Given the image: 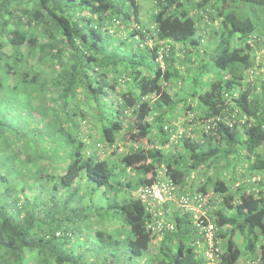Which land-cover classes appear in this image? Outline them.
<instances>
[{"label":"trees","instance_id":"16d2710c","mask_svg":"<svg viewBox=\"0 0 264 264\" xmlns=\"http://www.w3.org/2000/svg\"><path fill=\"white\" fill-rule=\"evenodd\" d=\"M127 2L140 54L118 26ZM245 2L264 7L156 0L149 30L137 0H0V264H264V38ZM208 60L200 113L183 108L193 135L172 142L171 82ZM162 172L181 191L200 178L213 260L193 213L152 228L138 192Z\"/></svg>","mask_w":264,"mask_h":264},{"label":"rangeland","instance_id":"374dc122","mask_svg":"<svg viewBox=\"0 0 264 264\" xmlns=\"http://www.w3.org/2000/svg\"><path fill=\"white\" fill-rule=\"evenodd\" d=\"M138 2V12H137V18H139V24L149 30H153V27L155 25V15L158 10V4L156 3V0H137ZM244 8L242 12L249 16L256 24H257V32L259 35H261L264 38V7L259 5L251 4L250 2L242 3ZM186 7L192 10L194 6L191 2L186 3ZM122 16H121V24H118V26L124 27V35L122 36L123 39H125L124 45L126 46V49L128 51H136L137 53H143L144 49L138 45V41L134 38L132 35L135 27H136V9L132 2H127L122 6ZM128 17H124L125 14ZM201 28V27H200ZM205 44L203 43L202 46ZM264 69V67H263ZM219 72L218 67L210 60H208L207 70L198 69V71H192L190 73H186V75L182 76L181 79L173 78L171 85H170V91L173 93H176L175 95V102L173 104L174 108H166L165 114L163 115V124H169V123H175V124H182L186 115L184 112V106L186 103H191L195 109H198V114L200 113V108L202 107V102L200 103L198 100V94L202 91H204L209 84L213 81V76ZM261 79H264L263 75H260ZM170 108V109H169ZM162 113V110L160 111ZM185 115V116H184ZM161 123H154L152 126V136L161 138L162 134L159 131ZM160 140V139H159ZM123 149V148H122ZM230 171H232L233 166H231ZM189 173V180H191L186 187H193L194 188L200 183V178L195 176V174ZM227 177L229 178V173L225 172ZM229 181V180H228ZM188 188V189H189ZM216 203V202H215ZM218 203V202H217ZM231 213V212H229ZM232 214V213H231ZM228 226H224L223 229L227 228ZM237 245L243 250L246 251V243L247 239L246 236L240 232H237L234 237ZM223 242L227 243V238L222 239ZM249 256H242L240 259L241 261L245 259H249ZM251 259V257H250Z\"/></svg>","mask_w":264,"mask_h":264},{"label":"built area","instance_id":"2783aa9c","mask_svg":"<svg viewBox=\"0 0 264 264\" xmlns=\"http://www.w3.org/2000/svg\"><path fill=\"white\" fill-rule=\"evenodd\" d=\"M165 129L170 133V140L177 142L182 135L192 136V128H185L179 124H166ZM168 146V145H167ZM164 172L161 173V178L150 185L145 186L139 192L140 198L145 203L147 210L153 215L152 228L160 230L168 225L173 228L170 221L166 219V212L169 207L175 204L182 212L193 213L197 219L208 210L210 206L207 194L199 191H181L178 185L171 178L164 177ZM197 225L203 232L204 242L210 247L208 254L213 255L212 248L215 242L217 227L213 221L200 219ZM201 244L200 241H197ZM251 264H257V261H252Z\"/></svg>","mask_w":264,"mask_h":264},{"label":"clouds","instance_id":"9594fccd","mask_svg":"<svg viewBox=\"0 0 264 264\" xmlns=\"http://www.w3.org/2000/svg\"><path fill=\"white\" fill-rule=\"evenodd\" d=\"M180 125H182V124H180ZM165 147H168V146L165 145ZM185 191H195V189H193V187H192L190 190H185ZM139 192H140V191H139ZM139 192H138V196H139ZM144 204H145V203H144ZM174 210L180 211V210L177 208V206H176L175 204H173L172 206L169 207L168 211L166 212V215L172 213ZM181 212H182V211H181ZM169 217H170V215H169ZM213 222H214V221H213ZM214 223H215V222H214ZM215 225H216V223H215ZM216 232H217V231H216ZM207 253H208V252H207ZM208 256H209L210 259L213 260L214 255L210 256V255L208 254ZM256 261H257V264H259V261H260V260H256ZM251 262H252V261H251Z\"/></svg>","mask_w":264,"mask_h":264}]
</instances>
